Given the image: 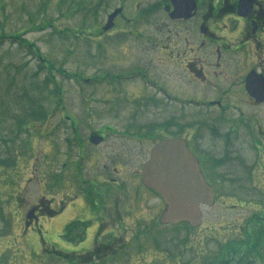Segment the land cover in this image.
Masks as SVG:
<instances>
[{
	"label": "rangeland",
	"instance_id": "374dc122",
	"mask_svg": "<svg viewBox=\"0 0 264 264\" xmlns=\"http://www.w3.org/2000/svg\"><path fill=\"white\" fill-rule=\"evenodd\" d=\"M152 1L0 0V264H67L42 252L40 238L47 250L62 239L64 228L76 215L75 200L92 196L82 181L101 174L120 185L136 187L141 167L159 141L154 136H141L151 131L152 124L179 115L174 109L170 115L153 110L145 76L135 71L150 70L149 46L136 40L138 33L149 36V19L133 20L135 13H141ZM122 6L127 10L125 19L117 22L113 34L101 37L108 16ZM158 75L165 80L162 71ZM165 77L175 86H167L172 94L198 101L212 98L208 89L187 78ZM184 110L188 128L184 136L191 148L209 156L202 158L207 165L203 168L213 169L206 170L213 181L216 156L222 149L216 132L226 133L229 125L216 124V109L211 115L186 106ZM250 112L263 118L264 125V107ZM231 113L226 112L224 118H231ZM75 121L79 122L74 125L76 133L72 129ZM238 122L232 116L237 127ZM259 126L255 124L257 133ZM106 127L114 133L107 134L103 146L92 149L87 144L89 135ZM177 127L171 126L170 132L178 133ZM75 142L78 145L73 146ZM240 156L252 165V181L248 172L245 177L244 170L236 169L241 187L217 189V204L215 200L213 208L204 209L200 228L188 232L178 226L155 235L159 248L170 246V260L157 245L149 251L153 245L148 237L144 236L138 246V237L127 235L124 238L132 240L130 245L118 256V262L108 264L218 263L222 258L219 254L232 240L235 245L230 244L231 248L248 247V233L261 236L258 242L260 247L264 245V220L258 221V217L264 218V174L259 167L264 165L260 161L264 157L248 149ZM225 169L221 168V173ZM224 176L232 177L228 173ZM235 194L241 202L232 200ZM149 199L154 206L161 201L156 194ZM37 206L50 212L38 220L44 229L41 234L24 226L28 215L30 220L34 217L31 209ZM163 209L159 208V213ZM31 227L39 228L36 224Z\"/></svg>",
	"mask_w": 264,
	"mask_h": 264
},
{
	"label": "flooded vegetation",
	"instance_id": "af4514ba",
	"mask_svg": "<svg viewBox=\"0 0 264 264\" xmlns=\"http://www.w3.org/2000/svg\"><path fill=\"white\" fill-rule=\"evenodd\" d=\"M176 1H178L177 4ZM138 8H140L139 5ZM119 9L122 12L115 18L113 27L108 31L103 28L101 37L113 34L117 22L124 20V16H127L126 6ZM180 10L184 12L182 16L174 14ZM147 18L149 19V36L138 33L136 40L149 46L148 51L152 58L150 64L148 63L150 70L138 68L135 71L145 76L143 82L146 86L148 85L151 92L149 106L167 115H170L171 110L174 109L179 115L172 116L177 117L176 119L171 117L164 120L162 124L155 120L157 124H152L151 131L141 137L153 138L154 136L159 139L157 143L164 140L185 141L191 155L197 161L202 178L213 189L216 188L214 199L217 204V189H224L226 186L241 187L238 185L236 169L241 168L245 171L244 174L248 172L247 177L252 181V165H249L244 157H238V154L241 155L248 149V151L255 150L258 156L264 157L263 118L256 117L250 112V110L264 107V102L257 101L247 90L250 76L258 81L262 79L264 82V0H153L146 9L141 10V13L139 11L135 13L133 21ZM138 31L140 32L139 29ZM161 71L171 79L187 78L192 84L204 86L208 89L206 91L212 94V98L198 101L172 94L167 88L172 85V80L168 82L165 76V80H162L158 75ZM172 86L175 88L174 85ZM261 86L263 88L257 87V89L264 96V85ZM255 91L257 92L256 89ZM86 103L89 105L87 101ZM184 106L196 111L205 110L210 115L216 109V124L229 125L226 133L219 135L216 132V142L221 144L222 149L221 152L219 151L221 155L216 156V177H212L214 182L206 173V170L213 169L203 168L207 165L206 159L203 161L202 158H209V156H206L199 148H191L189 140L184 136L188 129L185 127L187 113ZM229 111L234 112L231 115L239 121L238 127L237 124L232 123V116L224 118V114ZM87 112L89 113V110ZM236 113L237 117L234 116ZM65 120L72 121L69 117ZM75 124L78 125L79 122L75 121L72 125L74 133L78 128L77 125V128L74 127ZM255 124L262 126H259L261 130L258 133ZM174 125L178 126L176 134L170 132L171 126ZM109 132L114 133L108 127L91 132L87 144L92 149L100 148L107 142L106 136ZM260 161L264 163V158ZM143 167L144 165L141 167L140 180L138 184L136 183V187L120 185L116 180L104 179L101 174H97L89 181H82L90 188L92 196L89 200H86V196L75 200L73 205L76 218L71 217L72 221L67 226V222L64 223L63 227H66L62 239L53 244L52 250H47L44 247L45 240L40 238L42 252L46 251L47 254L54 255L55 258L69 264H88L87 262L108 264L109 261L118 262V256L130 245L132 240L124 238L127 235L134 239L138 237V246L144 236L148 237L151 246L153 245L152 248L150 246L149 251H151L157 245L155 235L161 231L166 233V230L180 224L188 232L195 231L196 229L192 228L188 222L175 225L161 223L166 204L162 198L158 206L149 202L152 194L156 193L143 186ZM259 167L264 174V165L261 164ZM102 168L105 169V167ZM221 168H226L223 173L220 171ZM80 170L83 171L82 167ZM98 172L103 173L106 170ZM226 173L231 174L232 177L228 179L229 177L224 176ZM238 198L235 194L232 200L235 203L241 202ZM38 207L31 209L34 217L30 220L28 218L32 216L28 215L24 226L27 231L33 229L34 232L41 234L44 229L39 225L38 220L49 216L50 212ZM161 207L164 209L159 213ZM204 209L205 207L203 212ZM263 220L264 218L258 217V221ZM35 224L39 228L31 227ZM248 236L247 240L251 243L262 240V238L256 239L251 233H248ZM234 241L232 240V243ZM61 243L66 246L63 247ZM169 244L171 245V239ZM169 248V245L162 249L157 245L158 251L169 255L170 260ZM202 264L205 263L202 262ZM211 264H216V261Z\"/></svg>",
	"mask_w": 264,
	"mask_h": 264
},
{
	"label": "water",
	"instance_id": "95a60500",
	"mask_svg": "<svg viewBox=\"0 0 264 264\" xmlns=\"http://www.w3.org/2000/svg\"><path fill=\"white\" fill-rule=\"evenodd\" d=\"M121 12L118 10L110 16L105 31L113 27L115 18ZM183 13L180 10L174 14L182 16ZM261 85H264L262 79L258 81L250 76L247 90L257 101L264 102L263 94L257 89L263 88ZM142 182L164 199L167 209L161 219L163 224L189 222L194 228L200 227L202 206H214L213 190L202 178L197 161L190 154L185 141L170 140L155 145L143 168Z\"/></svg>",
	"mask_w": 264,
	"mask_h": 264
},
{
	"label": "trees",
	"instance_id": "16d2710c",
	"mask_svg": "<svg viewBox=\"0 0 264 264\" xmlns=\"http://www.w3.org/2000/svg\"><path fill=\"white\" fill-rule=\"evenodd\" d=\"M257 238H261V236L256 237V239ZM247 242L249 246L246 248H231L229 246L230 244L235 245V243L231 242L229 245H227V250H223V252L219 254V257L221 256L222 258H224H221V260H219V262L216 264H264L262 260L264 258V245H261L260 247V243L258 242V240L257 242L253 241L252 243L247 240Z\"/></svg>",
	"mask_w": 264,
	"mask_h": 264
}]
</instances>
